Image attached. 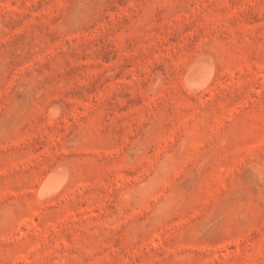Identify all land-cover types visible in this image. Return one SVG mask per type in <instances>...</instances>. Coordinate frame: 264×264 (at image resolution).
Returning <instances> with one entry per match:
<instances>
[{"label":"rangeland","instance_id":"rangeland-1","mask_svg":"<svg viewBox=\"0 0 264 264\" xmlns=\"http://www.w3.org/2000/svg\"><path fill=\"white\" fill-rule=\"evenodd\" d=\"M0 264H264V0H0Z\"/></svg>","mask_w":264,"mask_h":264},{"label":"bare ground","instance_id":"bare-ground-1","mask_svg":"<svg viewBox=\"0 0 264 264\" xmlns=\"http://www.w3.org/2000/svg\"><path fill=\"white\" fill-rule=\"evenodd\" d=\"M188 69L189 70L188 72H186L184 81H185V85L191 91H198L204 88L205 86H207L206 84L209 83L208 81L210 75L212 74L209 60L200 57V59L197 60V62L194 65H192L191 68ZM214 90H215V86L214 87L212 86L211 91ZM63 179L64 176L61 174L59 170L52 172L50 175H48L45 178V181L40 187L38 192L39 196L40 197L51 196L55 194L57 190L63 187V182H64Z\"/></svg>","mask_w":264,"mask_h":264}]
</instances>
